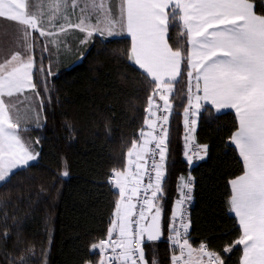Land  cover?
Listing matches in <instances>:
<instances>
[{"label": "trees", "instance_id": "16d2710c", "mask_svg": "<svg viewBox=\"0 0 264 264\" xmlns=\"http://www.w3.org/2000/svg\"><path fill=\"white\" fill-rule=\"evenodd\" d=\"M249 1L264 17V0ZM69 34L63 33L54 57L45 52L39 62L35 50L32 81L42 121L25 132L38 158L0 183V264L97 263L118 201L111 176L124 168L156 91L133 62L129 38L93 34L81 44ZM167 41L181 54V73L169 95L164 177L155 201L163 239L144 243L143 256L146 264L173 263V204L189 174L187 245L207 246L218 264H240V227L228 207L229 182L244 172L231 141L237 120L232 111L203 106L193 142L206 146V156L189 164L183 121L189 41L177 9L168 13Z\"/></svg>", "mask_w": 264, "mask_h": 264}, {"label": "crops", "instance_id": "0c3cea01", "mask_svg": "<svg viewBox=\"0 0 264 264\" xmlns=\"http://www.w3.org/2000/svg\"><path fill=\"white\" fill-rule=\"evenodd\" d=\"M74 1L67 0L61 9V14L70 18V37L76 36L81 44L93 34L129 38L133 62L156 84L139 138L128 150L124 168L115 171L112 178L118 201L107 237L108 246L118 250L119 264H133L128 250L129 218L145 159L155 140L156 101L169 102L173 84L181 73V54L167 41L170 9L179 11L189 41L185 138L188 144L193 143L186 125L189 115L193 122L194 110L199 115L207 105L216 112L229 110L235 114L237 130L231 141L243 161L244 172L229 182L228 207L240 227V264H264V17L255 13L249 0H107L113 12L119 11L117 32L86 34L88 30L72 25V20H79ZM62 15L57 20L60 27L66 25ZM28 18L27 0H0V156H6L8 139L4 133H14L20 104L34 103L42 121L32 81V59L28 52L22 55V47L14 45V30L28 29ZM58 31H54L56 40L62 37ZM169 107L165 108L168 115ZM24 118L30 121V116ZM20 126L19 131L25 132L36 125ZM165 141L166 135L158 139L160 146ZM176 212L177 209L174 216ZM102 247L99 244V250ZM186 250V264H195L194 256L202 255L207 260L188 245ZM174 260L172 264H176Z\"/></svg>", "mask_w": 264, "mask_h": 264}, {"label": "rangeland", "instance_id": "374dc122", "mask_svg": "<svg viewBox=\"0 0 264 264\" xmlns=\"http://www.w3.org/2000/svg\"><path fill=\"white\" fill-rule=\"evenodd\" d=\"M66 1L67 0H27V8L29 12L28 29H15L13 37L14 45L18 44L19 48L22 47L21 52L23 56H26L28 52V55H30L32 62L37 58L35 55V50L39 51L37 59L39 60V62L42 61L45 52L50 53L53 57L55 56V50L58 46L57 43L59 41L63 42L65 39L62 38L61 40V38H59L58 40H56V38L54 37V35L57 34L54 33L55 30H59L58 34L62 36L63 34L61 32H63V30L65 31V33L70 32V29L68 27V25H70L69 16L67 15L66 17L61 14V9L65 7ZM73 3L78 6L79 20H72V25H74L75 27L83 30H88L86 34L100 32L104 35H114L117 32L119 11H117L116 9V11L113 12V8L108 4L107 0H75ZM60 15H62V21L64 20L66 22V25L62 24L61 27L57 25V20L58 18H60ZM74 21H76V23ZM38 68L39 71H42L44 69L42 68V66H38ZM47 68L50 71L53 70L51 61L47 62ZM39 102L41 103V101ZM164 105L167 109L170 103L166 101ZM20 107L22 108L19 109V119L18 121L15 120L14 123V133L10 130H7L4 133L6 139L8 140L6 156H0V161H3V166L0 168V183L7 179L14 170L35 162L38 158V151L35 149V145L31 137L26 132H22L21 130L19 131V128L21 127L20 125H28L26 127H30L32 124L39 125L40 112L38 115V110L34 108L35 104L32 102L25 103L24 105L20 104ZM191 114L193 117V122L187 129V133L191 138H193V134L198 123V115L195 110ZM25 116H30V121L26 120L24 118ZM188 143L189 142L186 140V146L188 145ZM199 149L200 153L198 154L196 162L204 159L206 156V154H203V150L207 149L206 146L199 145ZM164 154L165 146L162 145L161 154L157 161L156 180L154 185L151 187L149 200L146 204V211L143 215L141 232H144L146 222L149 220V218H151L153 215H160L161 213L160 205L158 203H155V201L160 192V185L164 177ZM184 156L185 159L190 164H192V162L186 155V152ZM179 205V201L174 202L173 213L174 210L179 207ZM203 246L196 250V254L205 253L203 252ZM205 256L207 257V254H205ZM193 260L195 264H218V260L217 263H213L208 259V257V261L204 259L202 255H200V258L199 256H194Z\"/></svg>", "mask_w": 264, "mask_h": 264}, {"label": "built area", "instance_id": "2783aa9c", "mask_svg": "<svg viewBox=\"0 0 264 264\" xmlns=\"http://www.w3.org/2000/svg\"><path fill=\"white\" fill-rule=\"evenodd\" d=\"M157 110V121H158V131L157 136L163 134L165 131V125L162 122V118L165 115V110L163 108V104L161 101H157L156 103ZM160 148L157 144L156 139L152 142L149 154L145 161V171H144V179L141 186L138 188L135 197L133 210L130 217V234L132 237V242L130 246V251L132 253V259L137 264H143V256L141 253V246L143 241L139 238V230L141 224L142 213L144 212L145 205L148 201L150 194V187L154 184L156 179L155 174V163L157 160V156L159 155ZM188 155L191 160H195L198 155V149L195 145H191L188 151ZM193 186V182L188 176L184 183V188L181 192V196L179 199V209L178 214L173 220V229L175 233V238L171 241L172 245L176 248L177 251V259L176 264H185L188 257L185 253L183 247L185 243V235L186 228L185 224L188 219L189 211L192 207L191 202V189ZM102 243H106L107 239H102ZM204 254H207L208 259L217 263V257L207 248V246H203ZM100 264H118L116 258V251L111 248H105L101 251L100 254Z\"/></svg>", "mask_w": 264, "mask_h": 264}, {"label": "water", "instance_id": "95a60500", "mask_svg": "<svg viewBox=\"0 0 264 264\" xmlns=\"http://www.w3.org/2000/svg\"><path fill=\"white\" fill-rule=\"evenodd\" d=\"M144 235L146 242H157L163 239L160 215H153L147 221Z\"/></svg>", "mask_w": 264, "mask_h": 264}]
</instances>
